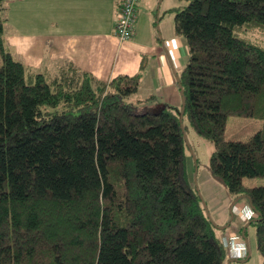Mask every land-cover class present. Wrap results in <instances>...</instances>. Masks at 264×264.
<instances>
[{
    "label": "trees",
    "instance_id": "trees-1",
    "mask_svg": "<svg viewBox=\"0 0 264 264\" xmlns=\"http://www.w3.org/2000/svg\"><path fill=\"white\" fill-rule=\"evenodd\" d=\"M0 0V264H224V235L187 170L183 117L215 145L212 173L247 198L264 264V0H185L182 108L132 99L139 75L98 79L72 60L34 71L4 48ZM230 115L263 126L227 140ZM220 230V231H219ZM246 239L245 235H240Z\"/></svg>",
    "mask_w": 264,
    "mask_h": 264
},
{
    "label": "crops",
    "instance_id": "crops-1",
    "mask_svg": "<svg viewBox=\"0 0 264 264\" xmlns=\"http://www.w3.org/2000/svg\"><path fill=\"white\" fill-rule=\"evenodd\" d=\"M17 1L22 28L12 30L18 37L10 38L18 41L27 66L56 72L61 63L72 60L105 81L118 75H139L132 99L154 96L150 101L154 109L176 103L182 108L177 73L189 62L190 53L186 39L175 30L174 9L184 5L180 0H140L136 33L125 41L115 34L121 0ZM228 197L225 211H215L217 220L207 204L206 211L219 227H225L221 235H245L247 241L248 220L242 208L249 201L236 200L231 192ZM247 244L246 258L228 259L224 264H253L257 253ZM257 264H263V256Z\"/></svg>",
    "mask_w": 264,
    "mask_h": 264
},
{
    "label": "rangeland",
    "instance_id": "rangeland-1",
    "mask_svg": "<svg viewBox=\"0 0 264 264\" xmlns=\"http://www.w3.org/2000/svg\"><path fill=\"white\" fill-rule=\"evenodd\" d=\"M10 1L6 3V9H4V11L2 12V17L5 20L4 26H5L6 39L4 41V48L7 51H10L16 59H19L24 62V60L21 58L22 55L17 46L18 41L14 38H10V36L18 37L16 33L11 34L10 32H13L17 29L20 30V28H22L21 17H20L21 7L17 5L18 1L17 2H15L16 0H12L13 2ZM180 1L182 5L184 4L183 6L187 4L185 0H180ZM247 36L252 40H255L261 43L262 45H264L263 34L257 31H248ZM2 64H3V54L0 49V66ZM29 68L34 71L43 70V69H39V67H33V66ZM151 104L153 103H150V105ZM153 105L154 107L156 106L155 104ZM163 106L165 105L161 104L160 107L158 106L157 109L163 108ZM168 107H174L175 108L174 110L176 112H178L177 110H180L179 103L170 104L168 105ZM183 123L185 125L186 136H187L185 153L187 157V170L189 173L190 180L193 184H195V188L201 191V195L203 198V206L205 207V209L207 204L210 212L214 214L212 216H214L215 220H217L215 216V211H218V213L220 214H222L223 211H225L226 209L225 206L229 200L228 195L230 193L229 192L230 190L228 185L221 178L214 176V174L211 171L210 160L215 150V145L209 139H206L195 132V130L191 127L190 121L186 115L183 117ZM262 126H263V121L260 119L245 115L242 116L230 115L227 120L225 136L227 140L247 141ZM244 184L246 186H264V175L254 176V177L247 176L244 178ZM230 220H232V215L230 216L228 222H230ZM247 226H248L247 241H249L252 250L255 253H257V256L254 255L252 263L257 264L259 263L260 259H262L261 256L262 254L257 246L256 227L254 224L249 223V221ZM224 229L225 227L220 230L222 231Z\"/></svg>",
    "mask_w": 264,
    "mask_h": 264
},
{
    "label": "built area",
    "instance_id": "built-area-1",
    "mask_svg": "<svg viewBox=\"0 0 264 264\" xmlns=\"http://www.w3.org/2000/svg\"><path fill=\"white\" fill-rule=\"evenodd\" d=\"M140 0H121L120 13L116 22L115 34L121 40H130L136 33L138 5ZM251 206L246 202L242 208L244 215H251ZM225 245L231 257L240 258L247 254L248 244L240 235L224 236Z\"/></svg>",
    "mask_w": 264,
    "mask_h": 264
},
{
    "label": "bare ground",
    "instance_id": "bare-ground-1",
    "mask_svg": "<svg viewBox=\"0 0 264 264\" xmlns=\"http://www.w3.org/2000/svg\"><path fill=\"white\" fill-rule=\"evenodd\" d=\"M247 216H248V215H247ZM250 216H251V215H250ZM250 216H248V217L251 218ZM229 257H230L231 259H244V258L247 257V254L244 255L243 257H240V258L231 257L230 255H229Z\"/></svg>",
    "mask_w": 264,
    "mask_h": 264
}]
</instances>
